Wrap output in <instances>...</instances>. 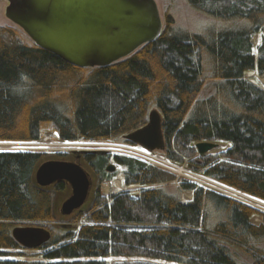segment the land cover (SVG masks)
<instances>
[{
  "label": "trees",
  "instance_id": "1",
  "mask_svg": "<svg viewBox=\"0 0 264 264\" xmlns=\"http://www.w3.org/2000/svg\"><path fill=\"white\" fill-rule=\"evenodd\" d=\"M186 2L207 27L186 30L168 15L155 41L108 66H74L18 25H0V143H33L50 130L68 142L112 141L146 125L157 109L165 158L187 160L194 171L264 201V87L245 77L264 75V0ZM199 142L228 147L200 156ZM42 157L0 150V264H110V257L264 264L263 212L254 224L251 206L188 179L174 184V175L121 155L115 160L127 167V184L143 186L138 192L97 190L90 209L78 215L81 226L52 231L38 249L23 248L15 227L51 230L56 220L53 191L34 178ZM109 159L85 156L101 181ZM54 186L61 191L68 184Z\"/></svg>",
  "mask_w": 264,
  "mask_h": 264
},
{
  "label": "water",
  "instance_id": "2",
  "mask_svg": "<svg viewBox=\"0 0 264 264\" xmlns=\"http://www.w3.org/2000/svg\"><path fill=\"white\" fill-rule=\"evenodd\" d=\"M6 17L41 48L80 68L108 66L132 54L142 45L155 41L163 29L156 0H8ZM126 141L149 151H164L163 119L151 110L143 127L127 134ZM206 156L218 148L214 142L196 144ZM113 172L115 166L110 165ZM39 187L67 183L71 196L61 214L69 216L87 202L92 182L89 173L69 160H47L34 173ZM14 239L26 249L48 243L52 232L43 225H20L12 230Z\"/></svg>",
  "mask_w": 264,
  "mask_h": 264
},
{
  "label": "rangeland",
  "instance_id": "3",
  "mask_svg": "<svg viewBox=\"0 0 264 264\" xmlns=\"http://www.w3.org/2000/svg\"><path fill=\"white\" fill-rule=\"evenodd\" d=\"M161 12V16L163 19V26L167 22V16L171 15L174 20H176L177 25L181 26L186 30H196L197 28H205L209 24V21L205 19L204 16L200 15V13L193 11L189 8L186 0H156ZM9 4L8 0H0V25H12L14 24L10 21L5 15V9ZM23 30V29H22ZM260 41V35H257L254 38V44L257 45ZM245 77L250 81L264 87V75L260 76L256 73V71L247 72ZM125 144H127L125 138L116 139L109 141H97V142H88L84 140H79L75 142H68L59 139V137L50 131H47L43 134L39 141L33 143H12V142H2L0 143V150H27L32 152H40L43 154L41 162L47 160H69L78 162L92 177L93 185L91 189L90 196L86 202V204L79 210L75 211L73 214L69 216H64L61 214L62 205L65 200H67L71 194V187L65 186V189L61 191H57L55 186H51L48 189L52 190L54 193V211L56 220L48 224L50 231L54 233H62L65 230L73 229H65V226L72 225V227L81 226L84 222L80 221V217L78 215L81 212H86L90 209L92 202L94 200V195L97 190L101 192L104 196H110L115 192L121 191H132L138 192L143 186L138 184H127L125 180V172L127 167L119 164L115 157L117 155L124 156V152L126 153H134L127 151L126 148H122ZM132 144V143H128ZM227 144H219L218 148L212 150L211 153H219L225 151L227 149ZM122 151V152H120ZM88 153H95L100 155L109 156V165L115 166V170L113 172L107 170L108 177L105 180L100 179V174L95 172L91 166L85 160V156ZM138 157L143 158V155H138ZM155 155L159 158H155ZM77 156H81V158L77 159ZM151 161V165H155L161 170H164L175 176L176 180L174 184H177L178 179H188L199 186L204 187L205 189L217 192L221 195H225L226 197H231L232 199L251 206L256 210L257 214L252 218V222L254 224H259L261 222L260 215L262 212L264 213V209L259 205H252L249 203L248 199L241 195H236V198L227 195L229 193L228 189L223 188L222 186L217 185L216 183L208 180L201 179L200 176H203L201 172L194 171L191 167L188 166L187 160L184 163H175L163 155L162 151H154L153 157L149 159ZM147 161V162H149ZM168 161V162H167ZM40 162V163H41ZM171 162V163H169ZM38 167V165H37ZM204 178V176H203ZM107 185V187H106ZM207 185V186H206ZM184 198L191 200L192 194L190 192H184ZM78 217V218H77ZM77 218V221H76ZM3 258V256H0ZM110 264H147L148 262L153 263H164L160 260H153L144 257H110L106 259Z\"/></svg>",
  "mask_w": 264,
  "mask_h": 264
},
{
  "label": "built area",
  "instance_id": "4",
  "mask_svg": "<svg viewBox=\"0 0 264 264\" xmlns=\"http://www.w3.org/2000/svg\"><path fill=\"white\" fill-rule=\"evenodd\" d=\"M122 148H126L127 151L134 152V153H126V152H124L125 153L124 156L132 157V158H135V159L144 161L146 163H151V161H149V159L151 157H153V152L148 151V150H146V149H144V148H142L140 146H136V145L128 144V143L125 144ZM120 152H122V151H120ZM136 154L143 155L144 157L143 158L138 157ZM155 158H159V157H157L155 155ZM147 161H149V162H147ZM169 163H171V162H169ZM203 176H200V178L201 179H204V180L212 181V182L216 183L217 185L222 186L223 188L228 189L227 191H229L230 194L229 193H226L227 195L232 196L233 198H236L237 197V196H234V194L244 196V197H246L248 199V201H249L250 204H252V205H259V206H261L264 209V201L259 200L257 198H254V197H252V196H250L248 194H245L243 192H240L239 190H236L234 188H231V187H229L227 185H224L223 183H220L219 181L213 180V179L208 178L206 176H204V178H203ZM229 198H231V197H229Z\"/></svg>",
  "mask_w": 264,
  "mask_h": 264
},
{
  "label": "flooded vegetation",
  "instance_id": "5",
  "mask_svg": "<svg viewBox=\"0 0 264 264\" xmlns=\"http://www.w3.org/2000/svg\"><path fill=\"white\" fill-rule=\"evenodd\" d=\"M77 157H78L77 159L81 158V156H77ZM89 176H90V174H89ZM90 179H91V182H92V185H93V180H92V177L91 176H90ZM91 189H92V187H91ZM90 193H91V191H90Z\"/></svg>",
  "mask_w": 264,
  "mask_h": 264
},
{
  "label": "bare ground",
  "instance_id": "6",
  "mask_svg": "<svg viewBox=\"0 0 264 264\" xmlns=\"http://www.w3.org/2000/svg\"><path fill=\"white\" fill-rule=\"evenodd\" d=\"M111 142V141H110ZM106 187H107V185H106ZM45 245V244H44ZM36 249H38V248H36Z\"/></svg>",
  "mask_w": 264,
  "mask_h": 264
}]
</instances>
